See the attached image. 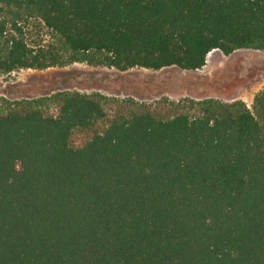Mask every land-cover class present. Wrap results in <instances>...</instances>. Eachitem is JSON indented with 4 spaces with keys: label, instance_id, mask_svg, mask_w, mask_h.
<instances>
[{
    "label": "trees",
    "instance_id": "16d2710c",
    "mask_svg": "<svg viewBox=\"0 0 264 264\" xmlns=\"http://www.w3.org/2000/svg\"><path fill=\"white\" fill-rule=\"evenodd\" d=\"M239 50L264 52V0H0V76ZM0 264H264V89L0 97Z\"/></svg>",
    "mask_w": 264,
    "mask_h": 264
},
{
    "label": "rangeland",
    "instance_id": "374dc122",
    "mask_svg": "<svg viewBox=\"0 0 264 264\" xmlns=\"http://www.w3.org/2000/svg\"><path fill=\"white\" fill-rule=\"evenodd\" d=\"M30 41L47 40L44 30L29 28ZM264 89V52L239 50L229 56L210 52L198 71L166 68L160 71L114 69L73 64L43 71L18 70L0 76V97L33 99L59 91L98 93L118 99L130 98L144 104L161 99L178 101L217 99L235 100L251 108V98ZM253 101V100H252Z\"/></svg>",
    "mask_w": 264,
    "mask_h": 264
},
{
    "label": "crops",
    "instance_id": "0c3cea01",
    "mask_svg": "<svg viewBox=\"0 0 264 264\" xmlns=\"http://www.w3.org/2000/svg\"><path fill=\"white\" fill-rule=\"evenodd\" d=\"M253 97L251 98L250 102L248 104H252ZM243 102V101H242Z\"/></svg>",
    "mask_w": 264,
    "mask_h": 264
}]
</instances>
